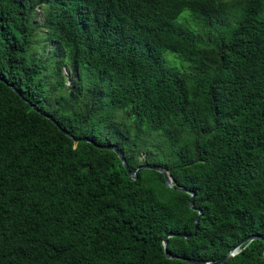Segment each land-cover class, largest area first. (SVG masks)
Instances as JSON below:
<instances>
[{
	"label": "trees",
	"instance_id": "16d2710c",
	"mask_svg": "<svg viewBox=\"0 0 264 264\" xmlns=\"http://www.w3.org/2000/svg\"><path fill=\"white\" fill-rule=\"evenodd\" d=\"M97 145L194 191L172 255L264 236V0H0V264H194L162 244L193 232L190 195Z\"/></svg>",
	"mask_w": 264,
	"mask_h": 264
},
{
	"label": "water",
	"instance_id": "95a60500",
	"mask_svg": "<svg viewBox=\"0 0 264 264\" xmlns=\"http://www.w3.org/2000/svg\"><path fill=\"white\" fill-rule=\"evenodd\" d=\"M9 86L15 90V88L9 84ZM15 92L23 99L25 100L34 110H36L37 112H40L34 105H32L31 103H29L21 94L18 90H15ZM44 116H46L47 118H49L51 121L55 122L51 116L43 113ZM57 124V122H55ZM62 131L67 134L69 137H71L73 140L77 141V140H83V141H89L88 138L86 137H82V138H74L70 135V133L65 130L62 129ZM100 148H107V149H111L113 150L116 155L118 156L119 160L121 161L123 167L125 168L127 174L129 177H131L132 179H136L138 176V173L143 170V169H153L156 170L160 173L163 174L164 177V181L167 187L170 188H177L179 190H182L186 193H188L190 195L189 201H188V206L192 209V210H196L198 212L195 221H194V230L191 234H183V233H168L165 235V237L163 238V249L165 252V255L168 258H173V259H181L184 260L186 262L189 263H194V264H218V263H222L228 259H230L232 256H234L235 254H237L240 250L242 246H246L248 243H250L252 240H262L264 242V236L262 235H258V234H252L249 236H246L245 238H243L242 240H240L235 246H233L223 257L214 260V261H202V260H197V259H192V258H187L184 256H178V255H172L168 249H167V243H168V238L172 237V236H178V237H183V238H189L193 235H195L196 230H197V224L199 221L200 216L202 215V211L200 208L196 207L194 205V197H195V193L193 190L188 189L184 186H177L175 184V181L173 180L170 172L163 166L161 165H157V164H149V163H144L141 164L140 166H138L135 170H131L128 166V163L126 161V158L124 157V154L114 145H97ZM262 259L264 260V249H263V254H262Z\"/></svg>",
	"mask_w": 264,
	"mask_h": 264
},
{
	"label": "rangeland",
	"instance_id": "374dc122",
	"mask_svg": "<svg viewBox=\"0 0 264 264\" xmlns=\"http://www.w3.org/2000/svg\"><path fill=\"white\" fill-rule=\"evenodd\" d=\"M186 14H187V11H183L181 13L180 17H183ZM35 21H36V24L38 26L41 25V22L43 21V16H42L40 10H38V13L35 15ZM44 33H45V30L39 26L38 27L37 42L34 43V49H33V52L36 53V55L46 56L52 48L51 42L43 40V34ZM165 57L173 58V53L166 51ZM178 65H179V63H178ZM63 74L65 75V78H66V85H69L71 83V79H70V71L68 70L67 67L63 68ZM75 76L76 75H73L72 78H74ZM46 78H47V80H50L52 78L50 71L46 72ZM151 140H152L151 138L148 139L149 142H151ZM138 158L140 160H143L145 158V153L144 152L140 153L138 155Z\"/></svg>",
	"mask_w": 264,
	"mask_h": 264
}]
</instances>
